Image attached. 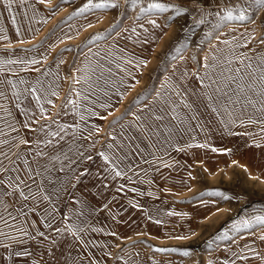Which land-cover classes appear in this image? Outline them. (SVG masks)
Returning <instances> with one entry per match:
<instances>
[{
	"label": "rangeland",
	"instance_id": "374dc122",
	"mask_svg": "<svg viewBox=\"0 0 264 264\" xmlns=\"http://www.w3.org/2000/svg\"><path fill=\"white\" fill-rule=\"evenodd\" d=\"M28 1L11 0L9 8L0 0L2 102L17 103L24 100L25 96H17L13 91V87L23 85L20 78L12 83L7 75L11 71L31 70L35 55H43L38 69H53L59 75V93L62 95L60 107L68 101L79 103V89H86L82 87L80 79L72 77L76 69H82L81 62L85 54L96 57L107 54L111 65L107 69L114 73L118 65L122 69L128 64L135 66L133 75H138L139 89L129 97L117 117L127 116L136 107L139 109L134 111L138 112L140 118H151L157 101L166 110L167 98H160L159 94L163 92L170 95L169 101L178 97L179 92L175 93L176 89L171 86L176 88L182 83L185 74L171 85L173 75L169 70L181 60L186 63L185 69L191 70L189 75L192 77L188 76L183 86L205 99L208 90L204 85H199V80L197 82L199 74L205 73L201 56L203 52H209L217 41L222 43L231 39L236 54V68L244 71L248 63L254 69L264 68V8L256 0H136V3L131 0L127 3L125 0H92L93 3H118L119 6L88 8L83 12L80 10L88 0H45L43 4L36 0V14L31 13V18L20 10L23 2L26 5ZM151 3L163 4L165 11L148 10ZM150 20H155L159 27L150 24ZM27 56L29 61L25 63ZM161 77H164L168 89L166 85L161 90L157 89ZM256 77L255 85L259 89V72ZM115 78L109 75L107 81L99 77L97 88L100 92L88 101L103 106L114 88L105 87L110 86L109 81L117 82ZM52 80L51 85L57 86L55 79ZM251 80L252 77H249L248 83ZM241 97L237 95L239 103H236L234 118L227 119L225 116L228 123H233L229 127L233 133L235 131L236 138L230 135V140H234L235 149L238 150L227 146L215 149L207 143L222 138L219 133H210L207 124L187 103L182 114L186 123L177 127L179 132H171L164 138L166 141L158 136L160 144L163 143L158 148L165 151V163L156 169V182L168 192L171 205L164 207L168 213L163 217H116L114 221L117 229L122 231L127 242L139 238L137 235L149 233L155 255L161 258L165 255L177 257L180 264H186L185 260L190 257L193 264L241 263L249 247L245 241L252 237L262 243L261 251H264V119L256 116V112L257 115L260 113L259 96L252 100L254 106L243 103L246 99ZM202 104L205 107L203 119L208 122V118L212 117L210 108H215L211 101L207 103L211 105L210 108L205 102ZM244 106L248 110H244ZM145 107L147 114L143 113ZM61 112L58 110L55 116H61ZM110 112L102 113L106 115ZM250 112L249 121L246 115ZM104 125L97 127L104 132L97 139L98 142L107 139L108 130L111 129V126ZM181 131L197 132L200 141L181 143L173 148L170 141L178 134L182 135ZM227 144L228 141L224 145ZM120 251L118 249L109 256V264L119 261L123 255ZM185 252L189 255H184ZM224 256L229 263L224 260ZM205 258L208 263L204 261ZM155 264L161 263L157 260Z\"/></svg>",
	"mask_w": 264,
	"mask_h": 264
},
{
	"label": "crops",
	"instance_id": "0c3cea01",
	"mask_svg": "<svg viewBox=\"0 0 264 264\" xmlns=\"http://www.w3.org/2000/svg\"><path fill=\"white\" fill-rule=\"evenodd\" d=\"M36 5V0H29L20 10L31 18ZM216 43L210 53L207 51L206 63L201 56L205 73L197 78L209 95L225 73L230 77L237 69L231 39ZM35 56L31 67H41L43 55ZM85 56L91 58L92 54ZM28 61L27 56L25 63ZM56 72L32 68L7 75L12 83L20 78L23 85L13 91L25 97L17 103L0 101V264H109V256L118 249L123 255L114 264H155L157 260L180 264L174 256L157 257L149 233L127 242L114 221L116 217H163L167 212L164 207L171 205L155 175L157 167L165 163V151L147 135L140 139L137 134L144 127L141 124L151 118L140 123V117L115 114L106 120L98 110L107 111L110 103L111 109L117 106L111 99L114 89L103 106L89 102L97 92L86 90L79 103L68 101L60 107ZM52 78L57 86L51 85ZM92 108H97L95 113ZM233 108L227 119L234 118L235 103ZM243 109L248 110L246 106ZM58 110L61 116L56 117ZM246 118L250 121L251 112ZM218 120L224 128L223 142H229L218 147L235 149L234 140H227L230 135L235 137L229 127L233 123L225 116ZM101 124L111 129L107 139L98 142L104 135L97 128ZM21 191L27 199L20 196ZM185 263L193 264L192 258Z\"/></svg>",
	"mask_w": 264,
	"mask_h": 264
},
{
	"label": "bare ground",
	"instance_id": "6f19581e",
	"mask_svg": "<svg viewBox=\"0 0 264 264\" xmlns=\"http://www.w3.org/2000/svg\"><path fill=\"white\" fill-rule=\"evenodd\" d=\"M206 52L205 53L203 52V54H202V57H203V60H204L205 63H206V60L209 59V58H207ZM209 55H211V54H209ZM98 56L99 57H96V55L95 56L93 55L91 58H85L84 61L81 62L82 69L81 70L76 69L72 73V76L74 77V79H80V82L83 83L82 87L83 86L86 87V89H88L87 91L91 90L93 92V94H94V92H97V93L100 92V90L97 88V86H99V82L97 80L99 77H104V78L107 79V81H108V76L109 75H114V76L117 77V78H115V79H117V82L111 83V81H109L110 86H106L105 87V88L114 87L113 88L114 90L112 89L114 92H113V94L111 93L112 94L111 99H112V101H114V103H117V106L114 107V108L112 107L113 109L110 108L111 110H107V111H111V112L106 114V115H104L102 112H107V111H105L103 109H99L98 110L100 115H103L104 118H107L106 120H108L111 116H114L115 114H119L118 112L124 106V104L128 102L129 97H131L139 89L140 81L137 79L138 75L137 76L133 75L135 66H132V64H128L125 69H122L123 67L120 68L121 65H118L117 71H116V73H114L113 71L110 72L107 69V68L111 67V65H109V63H108L109 60H108L107 54L98 55ZM125 59H127V58H125ZM104 61H106L107 63H103ZM181 61H179L178 62L179 64L176 65L174 68L172 67L169 70V72H171L172 75H173V77L171 78V81L173 82V84L176 83V81L179 78V76H182L184 74H185V76L182 77L183 78V82L185 81V79L188 76L191 77V75H189V72L191 70H189L188 68L185 69L186 63L181 62ZM38 68H39V66H37V65L33 66V69H38ZM225 74H226V77L223 80H221V81L219 79V82H218L219 84L216 85V87L211 92V94L210 95L208 94L205 97V99H201V97H199V95L195 91H194V94L191 91H189L188 87L183 86V82L179 83V85H177L176 88H172V89H176L175 93L179 92L178 96L182 99V101H184L185 104L186 103L189 104L190 107H192V109L195 110L197 116H199L202 119L203 123L205 122L204 124H207V129H208V131L210 133H219L220 134V139L222 138L221 140H219L217 138V140L213 139V140H210V142H209V144H211L212 146H214V147L217 146L215 149H220V147H218V146L222 144L223 137L225 135L224 130H223L224 128L218 122L219 121L218 117L227 116L228 114L232 113V111L234 109L233 108V103H234V101H237L238 98H239V97L237 98V95H240V96L242 95L243 97H241V98L245 99V95L244 94H238L235 91V87L234 86H236V84L232 83L229 79H227V78H229V76L227 75V73H225ZM235 75H238V73L235 72L230 77L235 76ZM52 79H54V78H52ZM132 79H133V81H132ZM163 79H164V77H161L159 79L158 83H157V89L158 90H161L162 87L164 86V80ZM46 81H48L47 78H46ZM258 82H259V85H260V81L259 80H258ZM247 85H248V83H247ZM247 85H245L246 88H247ZM229 86L232 87V88L228 91L227 88ZM86 89H85L84 92H83V90L79 89V94L77 95L78 101L81 100L80 98H82V97H84L86 95ZM223 92H224V94H223ZM162 93L163 92H161V94H159L160 98L168 97L166 93H163V94ZM225 93H227V95H225ZM61 96L62 95L60 94V97ZM94 96L96 97L95 94H94ZM247 96L250 97L253 100L258 95L254 94L252 91H248L247 92ZM108 98H110V97H108ZM181 99H179V98L177 99V97H175L174 99L172 98V100H170V101H169V99H167L166 100L167 102L165 104L166 105V110H164V108L162 106L163 104L161 105V103H159L160 101H157L156 104H155L156 106L154 108V111H155V113L153 114L154 116L151 117L152 119L149 122H146V123H144V120H145L146 117H142L140 119L139 118V114H136V112L129 113L130 116L132 115V116L136 117V119L139 118L140 123H144V124H141V125L144 126L142 128V132L143 133L141 132L140 129H138L139 133H137V134L139 135V138L142 139V136H140V135H147L150 138L151 141L152 140L155 141L156 146H158V145L162 146L163 143L160 144L161 142H160V139L158 138V136L161 137V140L166 141V139H164V138H167V135H169L171 132H173V133L179 132L177 127L183 126V124L186 123V119H184V117L182 116L183 111H184L183 107L185 105H183V103L180 101ZM106 100H107V98H106ZM209 101H211L212 105L214 106V108H215L214 110L210 108L211 105L207 104V103H209ZM203 102H205L209 106V108L211 110L212 117L208 118L209 119L208 122H206V120L203 119V115H204V110L203 109L205 108L204 105L202 104ZM243 103H247V100H245V102H243ZM259 104H260L259 105L260 113H259V115H257L258 112H256V116H259L261 118V117L264 116V105H262L261 103H259ZM250 108L251 107H249V109ZM96 109L97 108H92L90 111L92 113L93 112L95 113ZM192 109H190V110H192ZM177 112L179 114H177ZM261 112L263 114H261ZM144 113L147 114L146 111ZM157 117H160V118L157 119ZM128 129L130 130L132 128L130 127ZM182 133H183L182 135L178 134V136H176L173 139H171L170 145H172L173 148L175 147V145H178V144H181V143L184 144V143H187V142H194V141H197V140L200 141V139L198 138L199 135L197 136L198 133L195 132V131L190 132V133H184V132H182ZM179 141H181V142H179ZM229 141H230V139H229ZM238 149H235V150H238ZM247 176H249V175H247ZM260 178H258L259 182L261 181ZM251 179H253V178H251ZM79 199H81V198L79 197ZM157 211H159V210H157ZM245 242L247 243V247L249 246L247 251L245 252L246 256L242 260L241 263H237V264H264V251H261L262 243L260 241H257L256 237H252L250 239H246ZM205 255H207V254H205ZM224 260L226 261V257L225 256H224ZM204 261L206 263L209 262L208 260H206V258L204 259ZM226 262L229 263L228 261H226Z\"/></svg>",
	"mask_w": 264,
	"mask_h": 264
},
{
	"label": "snow or ice",
	"instance_id": "6c2138e0",
	"mask_svg": "<svg viewBox=\"0 0 264 264\" xmlns=\"http://www.w3.org/2000/svg\"><path fill=\"white\" fill-rule=\"evenodd\" d=\"M3 2L5 3L6 7H9V8L11 7V0H3ZM125 2L127 3L128 0H125ZM131 2L136 3V0H131ZM39 3L43 4V3H45V0H39ZM256 3L261 8H264V0H256ZM118 6H119L118 3H108V2L93 3L92 0H88V3L80 11L83 12V11L87 10L88 8H115ZM151 9H159L160 11H165V6L163 4H160V3H151L148 6V10H151ZM240 18L242 19L243 17H240ZM149 23L152 24L154 27H159V25L156 23L155 20H150ZM133 31H135V29H133ZM33 63H36V61H33ZM240 63L243 64L244 62L240 61ZM262 64H264V61H262ZM245 69H251V71H242L240 68H237V69H235V71H236V73H238V75L229 77L227 79H229L232 83L236 84L235 91L238 94H244L245 99L247 100L248 104H252L253 106L255 105V102L252 101V99L247 96V92L252 91L254 94H256L260 97V103L262 105H264V68L254 69V68H252L251 63H248L247 65H245ZM257 72H259L258 79H259L260 84H261L259 89H257L256 85H255V80L257 79V77H256ZM249 77H252V80L248 83L247 88H246L244 83H242V82L245 80H248ZM77 82H79V81H77ZM225 95H227V93H225ZM234 103H239V100L234 101ZM159 118L160 117H157V119H159ZM61 130H63V126H61ZM57 134L58 133H52V135H57ZM101 155L103 156V153H101ZM104 159L107 161V159H108L107 156H104ZM116 175L119 176L120 173L116 172ZM22 182L23 181H21V183ZM2 183H3V181H0V184H2ZM216 195H223V194L222 193H216ZM20 196L27 199V197L24 196L23 191L20 192ZM180 238L183 239V237H180ZM184 255H189V253L185 252Z\"/></svg>",
	"mask_w": 264,
	"mask_h": 264
}]
</instances>
